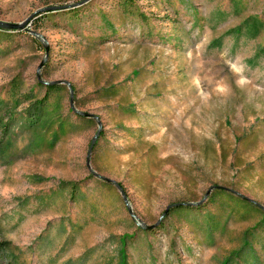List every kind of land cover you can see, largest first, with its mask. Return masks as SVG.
<instances>
[{
    "label": "rangeland",
    "instance_id": "obj_1",
    "mask_svg": "<svg viewBox=\"0 0 264 264\" xmlns=\"http://www.w3.org/2000/svg\"><path fill=\"white\" fill-rule=\"evenodd\" d=\"M123 2L0 0V264H264V0Z\"/></svg>",
    "mask_w": 264,
    "mask_h": 264
},
{
    "label": "trees",
    "instance_id": "obj_2",
    "mask_svg": "<svg viewBox=\"0 0 264 264\" xmlns=\"http://www.w3.org/2000/svg\"><path fill=\"white\" fill-rule=\"evenodd\" d=\"M124 6H127L128 7V4L130 3V0H124L123 2ZM80 6H74V7H67V6H64L62 8H59V9H52V10H47L46 12H50L49 14H53V13H56L55 11H59V10H66V9H70V10H67L69 12H71V14H73V16H80V11L78 10ZM73 8V9H72ZM264 26V21L259 18V17H256V16H251L249 18H247L246 20H244L241 24H239L238 26L230 29L226 34L227 35H233L236 37L237 40L241 39V37L243 36H246V37H257L262 28ZM0 32H5V33H14V32H9V30H3L2 28H0ZM223 39L222 38H218L214 41V44H220L221 41ZM259 54H261V52H259ZM255 61V60H254ZM40 85L42 87L45 88V95L40 98L39 100H36L34 103H33V109L31 108V116L32 118H35L37 119L38 118V114L41 112V110L43 109V107L47 104V101L49 100V98L59 90V84L57 83H40ZM75 187V188H74ZM76 191H77V188L76 186H73L72 187V192L73 194H76ZM181 205H184V204H181ZM182 207L184 206H180L179 208L182 209ZM264 220V218H263Z\"/></svg>",
    "mask_w": 264,
    "mask_h": 264
},
{
    "label": "water",
    "instance_id": "obj_3",
    "mask_svg": "<svg viewBox=\"0 0 264 264\" xmlns=\"http://www.w3.org/2000/svg\"><path fill=\"white\" fill-rule=\"evenodd\" d=\"M64 6H54V7H48L46 8L47 10H52V9H59V8H62ZM46 10V11H47ZM23 26L22 23H8V22H3V21H0V28H6V29H18V28H21ZM54 83V82H52Z\"/></svg>",
    "mask_w": 264,
    "mask_h": 264
}]
</instances>
